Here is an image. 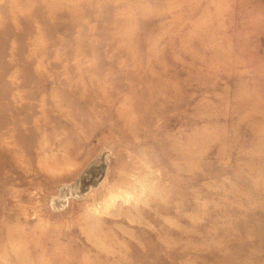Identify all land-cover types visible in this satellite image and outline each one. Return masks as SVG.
Segmentation results:
<instances>
[{
  "label": "rangeland",
  "instance_id": "374dc122",
  "mask_svg": "<svg viewBox=\"0 0 264 264\" xmlns=\"http://www.w3.org/2000/svg\"><path fill=\"white\" fill-rule=\"evenodd\" d=\"M0 264H264V0H0Z\"/></svg>",
  "mask_w": 264,
  "mask_h": 264
}]
</instances>
